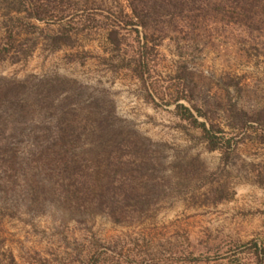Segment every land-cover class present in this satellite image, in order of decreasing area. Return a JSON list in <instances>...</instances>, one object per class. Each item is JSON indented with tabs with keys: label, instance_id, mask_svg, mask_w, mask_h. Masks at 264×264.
<instances>
[{
	"label": "rangeland",
	"instance_id": "1",
	"mask_svg": "<svg viewBox=\"0 0 264 264\" xmlns=\"http://www.w3.org/2000/svg\"><path fill=\"white\" fill-rule=\"evenodd\" d=\"M0 49V264H264V0H0Z\"/></svg>",
	"mask_w": 264,
	"mask_h": 264
},
{
	"label": "trees",
	"instance_id": "2",
	"mask_svg": "<svg viewBox=\"0 0 264 264\" xmlns=\"http://www.w3.org/2000/svg\"><path fill=\"white\" fill-rule=\"evenodd\" d=\"M132 3L134 1H131ZM8 39H11L10 34L8 36ZM8 54V49H0V60H2L6 55ZM138 68L137 70L141 73L140 71V67H141V63L143 62L142 59H138ZM139 73V78L142 79V74ZM174 110H175V115L183 121L189 122L191 125H193L196 128H199L202 132L203 135V139L207 142V144L209 145V150L210 151H215L217 150L216 143L215 141L217 140L215 138V131L212 128H208L204 123L199 122L196 118V116L198 117H203V115L201 114V112L199 110L195 111V114L187 107H185L184 105L181 104H176L174 106Z\"/></svg>",
	"mask_w": 264,
	"mask_h": 264
}]
</instances>
